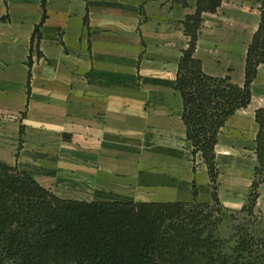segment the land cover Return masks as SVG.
<instances>
[{"label": "crops", "instance_id": "1", "mask_svg": "<svg viewBox=\"0 0 264 264\" xmlns=\"http://www.w3.org/2000/svg\"><path fill=\"white\" fill-rule=\"evenodd\" d=\"M197 1L0 0V162L62 198L193 201L196 182L198 200L211 202L176 89L190 40L182 22ZM263 11L264 0H221L203 12L195 54L207 74L244 85ZM251 93L216 145L220 198L233 210L246 204L257 165L264 63ZM259 192L264 205V183Z\"/></svg>", "mask_w": 264, "mask_h": 264}, {"label": "trees", "instance_id": "2", "mask_svg": "<svg viewBox=\"0 0 264 264\" xmlns=\"http://www.w3.org/2000/svg\"><path fill=\"white\" fill-rule=\"evenodd\" d=\"M220 3L198 0L196 12L182 22L190 40L176 80L186 137L193 156L206 164L211 202L198 200L196 182L193 201L62 198L18 166L0 162V264H264V213L256 212L264 183V107L255 113L257 165L240 210L222 204L216 153L221 128L251 102V84L264 63V11L239 86L229 76L207 74L195 54L203 12L216 11ZM40 37L37 28L33 43ZM227 212L228 239L220 232Z\"/></svg>", "mask_w": 264, "mask_h": 264}, {"label": "rangeland", "instance_id": "3", "mask_svg": "<svg viewBox=\"0 0 264 264\" xmlns=\"http://www.w3.org/2000/svg\"><path fill=\"white\" fill-rule=\"evenodd\" d=\"M195 164H196V166H194L195 179H198V181L203 182L205 180V175H206V171H203V165L204 164L202 162H200L198 164L195 162ZM196 167H197V170H196ZM221 180H222V178H220V181H219L220 182V188H219L220 196H221V190H222L221 189ZM226 208L229 209V211L233 210V209L228 208V207H226ZM256 212H257V214L264 213V205H263V203H261L260 205L257 204ZM231 225H232V221H231V218H230V212H227L224 220L222 221V223L220 225V232H221L222 237L227 238V239L230 237V235L232 233ZM232 242L233 241L229 242L230 245L233 244Z\"/></svg>", "mask_w": 264, "mask_h": 264}]
</instances>
